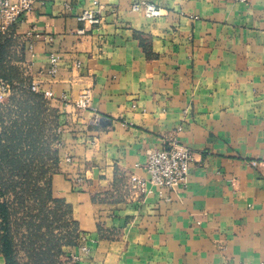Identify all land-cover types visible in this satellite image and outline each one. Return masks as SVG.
Instances as JSON below:
<instances>
[{
    "label": "crops",
    "instance_id": "crops-1",
    "mask_svg": "<svg viewBox=\"0 0 264 264\" xmlns=\"http://www.w3.org/2000/svg\"><path fill=\"white\" fill-rule=\"evenodd\" d=\"M85 11L98 22L79 21ZM0 79L3 106L32 83L53 94L63 124L49 188L79 235L74 264H260L264 0H40L0 33ZM178 127L194 155L185 185L137 194L130 176L146 177Z\"/></svg>",
    "mask_w": 264,
    "mask_h": 264
},
{
    "label": "rangeland",
    "instance_id": "rangeland-1",
    "mask_svg": "<svg viewBox=\"0 0 264 264\" xmlns=\"http://www.w3.org/2000/svg\"><path fill=\"white\" fill-rule=\"evenodd\" d=\"M12 95L0 107V254L8 264H74L67 247L79 235L48 192L59 162V109L32 92Z\"/></svg>",
    "mask_w": 264,
    "mask_h": 264
},
{
    "label": "built area",
    "instance_id": "built-area-1",
    "mask_svg": "<svg viewBox=\"0 0 264 264\" xmlns=\"http://www.w3.org/2000/svg\"><path fill=\"white\" fill-rule=\"evenodd\" d=\"M40 0H0V33H6L12 30L18 22H22L24 16L29 12L33 5ZM242 4H249L257 0H234ZM144 12L147 16H159V11L152 5L143 4ZM140 6L134 5L133 11L138 10ZM79 21H87L90 24H96L98 20L94 18L92 11L83 12ZM79 33H82L80 30ZM51 40V39H50ZM48 74L55 76L58 73L57 60L54 56L49 59ZM29 90L32 93H38L37 85L31 84ZM10 91L7 82L0 79V107L4 104L5 94ZM46 99L53 98L50 91L43 93ZM65 100L66 98L63 97ZM89 96L84 93L81 94L79 100L74 103V107L78 110L87 109L89 105ZM182 128L178 127L173 135H171L165 146L161 149L152 150L149 152L146 161L142 168L146 173V177L137 175L130 176V186L137 194L145 196L152 192L153 188H162L167 190H174L185 185L190 164L194 162V155L188 148L182 146L178 141L177 136ZM65 161H69L66 158ZM252 165L256 164L252 162ZM85 252L86 248H81ZM264 264V258L260 262Z\"/></svg>",
    "mask_w": 264,
    "mask_h": 264
},
{
    "label": "trees",
    "instance_id": "trees-1",
    "mask_svg": "<svg viewBox=\"0 0 264 264\" xmlns=\"http://www.w3.org/2000/svg\"><path fill=\"white\" fill-rule=\"evenodd\" d=\"M48 192H49V196H50V199L54 202H59L60 204H62L58 199L56 198H53L52 195H51V191H50V188H49V184H48ZM63 205V204H62ZM66 207V206H65ZM67 208V207H66ZM2 255H4L6 261H7V264H8V259H7V255H5V253H2Z\"/></svg>",
    "mask_w": 264,
    "mask_h": 264
}]
</instances>
